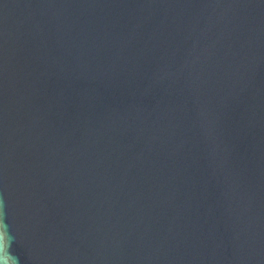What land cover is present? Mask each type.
<instances>
[{
    "label": "water",
    "instance_id": "95a60500",
    "mask_svg": "<svg viewBox=\"0 0 264 264\" xmlns=\"http://www.w3.org/2000/svg\"><path fill=\"white\" fill-rule=\"evenodd\" d=\"M0 264H264V0H0Z\"/></svg>",
    "mask_w": 264,
    "mask_h": 264
}]
</instances>
